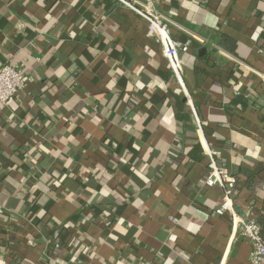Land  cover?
<instances>
[{
  "label": "crops",
  "instance_id": "crops-1",
  "mask_svg": "<svg viewBox=\"0 0 264 264\" xmlns=\"http://www.w3.org/2000/svg\"><path fill=\"white\" fill-rule=\"evenodd\" d=\"M153 1L184 88L116 0H0V67L28 78L0 105V264H250L205 144L260 223L264 0Z\"/></svg>",
  "mask_w": 264,
  "mask_h": 264
},
{
  "label": "built area",
  "instance_id": "built-area-1",
  "mask_svg": "<svg viewBox=\"0 0 264 264\" xmlns=\"http://www.w3.org/2000/svg\"><path fill=\"white\" fill-rule=\"evenodd\" d=\"M127 8L140 15L148 25V34L157 37L162 45V52L166 58L176 80L184 88L183 63L180 52H187L190 41L175 39L170 32V20L162 13L153 0H116ZM264 83V70L256 71ZM28 78L23 71L11 63H5L0 67V105H6L15 98L20 90L27 84ZM198 129H202L199 119ZM205 152L208 156V172L205 184L220 186L223 196L220 206L216 208L218 215L228 214L232 223L230 243L238 235L247 239L252 246L250 264H264V235L260 223L250 216L241 215L234 203V188L237 178L225 166H222L217 158V151L205 144ZM264 187V184H263Z\"/></svg>",
  "mask_w": 264,
  "mask_h": 264
},
{
  "label": "trees",
  "instance_id": "trees-1",
  "mask_svg": "<svg viewBox=\"0 0 264 264\" xmlns=\"http://www.w3.org/2000/svg\"><path fill=\"white\" fill-rule=\"evenodd\" d=\"M251 178H253V182L254 183H259V181L261 182L264 178L262 177V175H261V173H260V171H259V173H257V174H252L251 175ZM252 186V185H251ZM262 223V224H261ZM260 225H261V227H262V233H263V235H264V217L260 220Z\"/></svg>",
  "mask_w": 264,
  "mask_h": 264
}]
</instances>
